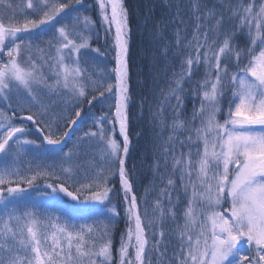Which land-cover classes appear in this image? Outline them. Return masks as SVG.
<instances>
[{
  "label": "snow or ice",
  "instance_id": "obj_1",
  "mask_svg": "<svg viewBox=\"0 0 264 264\" xmlns=\"http://www.w3.org/2000/svg\"><path fill=\"white\" fill-rule=\"evenodd\" d=\"M173 2L176 12L155 22L151 38L166 41L161 55L168 60L171 52L178 67L169 61L173 71L152 113L159 156L138 198L126 167V0H0V161L36 145L42 157L58 158L60 172V183L47 184L51 191L40 195L82 200L59 215L35 205L21 211L28 190L52 177L57 165L29 168L31 175L0 166V264H264V0H213L211 6L191 0L188 19L179 0H166L169 8ZM230 21L236 23L229 31ZM167 23L175 26L171 41L164 36ZM98 25L112 40V66L93 63L90 70L87 54L103 55L91 48ZM50 26V38L34 44ZM96 104L107 106L100 116L91 114ZM89 116L94 128L64 151L70 132ZM28 123L36 126L39 145L27 139ZM69 181L75 192L65 186ZM119 219L126 227L114 255Z\"/></svg>",
  "mask_w": 264,
  "mask_h": 264
},
{
  "label": "trees",
  "instance_id": "obj_2",
  "mask_svg": "<svg viewBox=\"0 0 264 264\" xmlns=\"http://www.w3.org/2000/svg\"><path fill=\"white\" fill-rule=\"evenodd\" d=\"M212 2L213 0H210L209 6H211ZM85 3L90 5L92 4V0H85ZM126 5L129 9V24L131 29L129 45V85L131 95V103L129 107V139L131 141V145L130 153L126 161V167L128 168L130 177L133 180L134 191L139 198L144 195L145 187L153 180L152 165L154 160L159 156V151L154 145L159 143L156 134L159 133L160 129L155 126L152 113L159 105V101L161 99L159 94L160 89L166 88L167 79L173 71L172 67H168L169 61L178 67L177 61L172 60L171 52H169L168 60L161 55V50L166 41L157 40L153 42L151 37L156 21L168 22L171 20V14L176 12V3L173 2L172 7L169 8L166 0H126ZM179 6L182 16L185 19H188L191 15L189 11L191 8V0H179ZM216 6L220 7L219 4ZM235 23V21H230L226 23L225 28L230 31L235 27ZM97 27L100 29L99 25ZM174 28L175 26L172 23H167L164 36L169 41L174 39ZM187 31L190 36L192 31L190 25ZM46 34L47 32L45 31L43 34L40 33L39 36L43 38ZM104 37L105 36L101 33L99 38H95L92 41L91 48L95 49L93 44H97L99 42L98 45L106 51L105 43L104 41L102 42ZM105 42L107 43L106 40ZM237 42L243 46L245 37L242 35L238 36ZM102 48H100V51H104ZM95 54L96 53L94 52H90L86 57L89 61L90 70H92L91 65L93 63H99L102 65L104 62L103 60L96 59L98 54H96V56ZM202 71L203 69H201V72ZM199 75L200 74H197V78H199ZM174 102L175 101H173V103ZM186 106L187 114L190 115L192 110V101L190 98L186 100ZM82 107L85 111L89 110V105L87 103H84ZM106 107V105L101 106L100 104H96L91 107V114L100 116L102 112L106 110ZM165 113L166 115L169 114V109L166 108ZM26 126L33 129L35 125L28 123ZM90 128H94L91 116H89V118H87L74 131L70 132L69 136L66 138L67 147L64 150H68V148L72 147L76 138L81 136L84 131ZM32 134L40 138L37 131L34 129ZM164 136H167V132L164 133ZM161 171H163V169H161ZM31 174L32 173L30 171L27 173V175ZM57 175H60V173L47 179L39 178L36 182H55L56 184H59L60 181L55 179ZM77 181L84 182L83 176H78ZM72 183V181H69L65 186L68 187V190L75 192V188L69 186ZM113 184L117 189H119L118 178L113 181ZM154 196L155 193H152L148 199L151 201ZM66 201H68L67 196L62 195L60 197V203L63 207L68 208L70 206L66 204ZM118 202H122L121 195L113 197V203ZM80 222H91V220H81ZM125 227V219H119L115 225L113 233L114 255L115 248L118 247L120 235L125 230ZM244 254H247V252Z\"/></svg>",
  "mask_w": 264,
  "mask_h": 264
},
{
  "label": "rangeland",
  "instance_id": "obj_3",
  "mask_svg": "<svg viewBox=\"0 0 264 264\" xmlns=\"http://www.w3.org/2000/svg\"><path fill=\"white\" fill-rule=\"evenodd\" d=\"M0 11H3V9L0 8ZM59 26H60L59 24L55 25V27H59ZM98 30H99V35L102 33V35L105 36L102 28H100V29L98 28ZM54 31H55V28L54 27H51V26L48 27V29L46 30L47 34L43 38L40 37V36H38L36 39H33V43L34 44L35 43H38L40 40H45V42H46L50 38V36L54 33ZM43 33L44 32H42V34ZM21 39L28 40V39H32V37H30V36H21ZM105 40L107 41V43L105 42ZM103 41L105 43V49H106V51L102 47H100L98 45L99 42L97 44H95V43L93 44V46L95 48H99V49L102 48V50H104V51H100V53H102L103 55H100V54L96 53L98 55L96 56V54H95V56H96V59L103 60L104 61L102 63V65H105L106 64L107 67L110 68L112 66L111 65V60H112V56H113V53H112V50H111L112 40H111L110 37H106L105 36L104 39H102V42ZM41 46L43 47L44 45H41ZM91 46H92V42H91ZM28 114H30V113L27 112V111H25L24 113H22V115H25V116L28 115ZM33 129L35 131H37L36 126H34ZM33 129H30L31 132H33ZM128 132H129V130H128ZM27 139L35 140L37 142V145H39L40 142H41L40 138L38 136H36V135H33V134L29 135L27 137ZM26 148H27V150L24 153H21L18 158L14 159V157H15L16 154L13 153V155L12 156H9L6 160L0 161V166H3L4 164H7L9 166L18 167L21 170V173L22 174H27L29 172L28 171L29 168L36 169L37 166H46V165L56 164L57 165V170H56V172H55L54 175L60 173L59 170H58L59 160H58V158L56 156H54L52 154H47L46 156L42 157L38 153V151L36 150V145L26 146ZM64 151H67V150H64ZM24 155H28V156H24ZM47 184H49V183H47V182H43V183L38 182L37 183L36 182L33 185V187L28 190L27 195L30 196L31 199L22 201L20 203V209H21V211L26 210V209H29V208H33V206L35 205L42 212H44V211H50V212H52V213H54L56 215H59L60 214V209L63 207L61 205V203H60V197L62 195H66V194L65 193H59V201L58 202L52 201L50 198L40 195L41 193H45V192L51 191L47 187ZM21 186H25L24 188H27L28 187L26 184H23ZM67 198H68V201H66V204L69 205V206H74V205H77L78 203H82V200L81 201L73 200V198L72 197H69V196H67ZM118 203L121 204V207L118 210L121 213H123L122 202H118ZM114 204H117V203H114ZM227 207H228V205L225 204L224 205V208H227ZM63 208H66V207H63ZM118 245H119V243H118Z\"/></svg>",
  "mask_w": 264,
  "mask_h": 264
}]
</instances>
